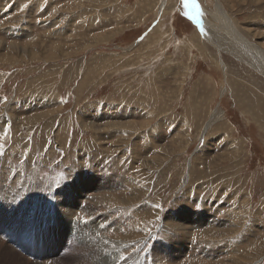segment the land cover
Returning <instances> with one entry per match:
<instances>
[{"label": "rangeland", "instance_id": "374dc122", "mask_svg": "<svg viewBox=\"0 0 264 264\" xmlns=\"http://www.w3.org/2000/svg\"><path fill=\"white\" fill-rule=\"evenodd\" d=\"M74 1L0 0V264H264L246 258L250 225L264 220V213L255 212L264 201V128L258 125L264 112L254 118L240 104L241 84L264 103V77L206 42L185 0H170L164 13L163 0H94L92 13L72 21ZM196 2L215 23L209 14L216 0ZM218 2L234 31L264 52V0ZM177 67L188 74L181 88L177 82L185 71ZM197 107L203 112L197 114ZM215 112L225 130L207 136L214 143L206 148L197 125ZM88 124L116 128L105 129L100 145ZM234 146L240 150L226 151ZM194 155L207 174L220 165L216 159L236 163L224 168L221 182L196 176L180 188ZM237 164L242 185L234 187L227 173L234 175ZM85 190L86 201L81 208L76 201L73 219L66 218L56 201L70 198L73 204ZM123 195L135 202L105 207L108 197ZM194 214L200 218L197 232L235 228L207 244L214 249L210 257L201 249L203 239L188 241L173 228ZM169 231L180 236L178 246L166 240ZM195 245L203 254H194Z\"/></svg>", "mask_w": 264, "mask_h": 264}, {"label": "bare ground", "instance_id": "6f19581e", "mask_svg": "<svg viewBox=\"0 0 264 264\" xmlns=\"http://www.w3.org/2000/svg\"><path fill=\"white\" fill-rule=\"evenodd\" d=\"M93 1L94 0H86L85 2H86V4H87V6L84 4V1L83 0H75L74 2H75V6L74 7H72V9H73V11L71 10V12H73L72 14H71V12H70V14L71 15H74L75 14V16H74V19L72 20V21H75L76 20V18H86L87 17V14H90V13H92V11H94V7H93ZM159 1V0H158ZM219 0H216V5H215V8H214V11L212 10V12L209 14L213 19H214V21H215V23H213V21H211L210 19H208L207 17H206V15H205V9L203 8V11H201L200 9V4L198 5L197 4V2H196V0H185V3L186 4H189V6H190V9H191V11H192V14H193V18H195V20L199 23V26H200V28L202 29V32H203V34L205 35V41L206 42H210L212 45H214V46H216L219 50H224V51H226L227 53H229L230 55H232L233 57H235L236 59H239V60H241V61H243V62H245L246 64H248L249 66H251L252 68L254 67L255 69H256V71L258 72V73H260L263 77H264V52H262V51H260V50H258L257 48H255L256 46H255V44L254 45H251L250 43H248L243 37H242V35H240L239 34V32H237V31H234L235 30V26H234V24L232 25V23H231V21H230V19H228L227 17H226V14L227 13H225V11H224V9H223V7L221 6L222 4H220L219 2H218ZM157 3H159V2H157ZM169 3H170V0H163L162 1V3H160L159 5H160V7H159V11H161V13H164V11L166 10V7L169 5ZM44 4H46V3H44ZM154 4V3H153ZM41 5V4H40ZM114 5V4H113ZM156 5H158V4H156ZM17 6H18V4H17ZM99 6L100 7H103L102 6V2H100L99 1ZM44 7V6H43ZM50 7V6H49ZM48 7V8H49ZM153 7V6H152ZM157 7V6H156ZM168 8V7H167ZM49 9H51V8H49ZM170 9V8H169ZM70 10V9H69ZM68 12V11H67ZM90 17H91V15H90ZM89 17V18H90ZM81 18V19H82ZM82 20H84V19H82ZM76 22H78V21H76ZM88 22H90V23H88L89 25H87V28L88 29H90L91 27H92V20H88ZM82 24V23H81ZM86 24V23H85ZM158 29V28H157ZM226 30V31H225ZM155 34H156V32H155ZM154 34V35H155ZM151 36H153V35H151ZM157 36V35H156ZM156 38V37H155ZM154 38V39H155ZM153 39V38H152ZM147 41H148V39H147ZM3 43V42H2ZM1 45V44H0ZM145 45V43H143L142 45H141V47L142 46H144ZM2 46V45H1ZM58 47V46H57ZM57 47H55V48H57ZM221 50V51H222ZM139 51V50H138ZM169 58V57H168ZM167 58V59H168ZM166 59V60H167ZM165 60V61H166ZM1 63V62H0ZM106 64V63H105ZM223 64V63H222ZM182 67V66H181ZM181 67H177V68H180L181 70H182V68ZM224 69V71H225V73H226V76L227 77H230V75L228 76V70H227V67H224L223 68ZM230 69V68H229ZM187 70V69H186ZM186 70H182L183 72L185 71V74L183 75V77L182 78H180V80L177 82V84L179 85V87L181 88V85H182V82H184V77L186 76V75H188L187 73H186ZM222 70V69H221ZM64 71V70H63ZM231 73V72H230ZM62 75V74H61ZM165 75V74H164ZM59 76V75H58ZM66 76V75H65ZM92 76V75H91ZM233 76V75H232ZM56 78V77H55ZM167 78V77H166ZM239 78V77H238ZM34 79V78H33ZM230 79H232V78H230ZM229 80V79H228ZM175 81V80H174ZM173 81V82H174ZM226 81V80H225ZM230 81V80H229ZM240 81V80H239ZM233 82V81H232ZM44 83V82H43ZM56 83V82H55ZM52 84V83H51ZM48 84H46V86H47ZM53 85V84H52ZM52 85H51V87H52ZM231 85V84H230ZM45 86V85H44ZM198 86V85H197ZM232 87H233V89H236V87H237V84H233L232 85ZM230 88V87H229ZM232 89V88H231ZM226 90V89H225ZM237 90V89H236ZM239 91V90H238ZM237 91V92H238ZM240 91H241V98H242V100H240V104L242 105V108H243V110L244 111H250V114L252 113L253 114V117L255 118L256 116V114H258V113H261V112H264V103H261L259 100H260V97H256L255 96V94H251V92L248 90V89H246L245 87H243L242 86V84H241V86H240ZM223 93V92H222ZM232 93V92H231ZM258 94V93H257ZM171 95V94H170ZM195 95H197V90H196V88L192 91V95H191V98H192V100H195L196 101V105H197V100L195 99V97H193V96H195ZM259 95V94H258ZM52 97H53V95H51ZM161 96V95H160ZM172 96V95H171ZM179 96V95H178ZM222 96V95H221ZM236 96H238V95H236ZM240 96V95H239ZM175 98V97H174ZM174 98H172V99H174ZM197 99H198V96H197ZM201 99V98H200ZM199 100V99H198ZM202 101V100H201ZM200 101V102H201ZM209 101V100H208ZM208 103V102H207ZM201 103H199V105H200ZM5 106V105H4ZM204 106V105H203ZM194 107V106H193ZM203 109V108H202ZM9 110V109H8ZM1 111V110H0ZM3 111V110H2ZM193 111V110H192ZM4 112V111H3ZM31 112V111H30ZM132 112V111H131ZM187 112V111H186ZM200 112H203V111H201V108L199 109L198 107H197V109H196V113L197 114H199ZM135 113V112H134ZM2 114V113H1ZM6 114V113H5ZM8 114H10L9 112H8ZM7 114V115H8ZM129 114V113H128ZM251 114V115H252ZM3 115V114H2ZM18 115V114H17ZM204 115V114H203ZM208 115V114H207ZM130 116V115H129ZM146 116V115H145ZM5 117V116H4ZM11 117V116H10ZM196 117V116H195ZM32 118V117H31ZM132 118V117H131ZM135 118H136V116H135ZM138 118V117H137ZM7 119V118H6ZM37 118H32V120L31 121H33V120H36ZM134 119V118H133ZM132 119V120H133ZM197 119V118H196ZM218 119V113L217 112H215L214 113V116L212 117V115H211V117L207 120V122H206V124L202 127L200 124L199 125H197V127H199V137L200 138H204V139H206V143H205V147L206 146H209V147H206V148H210V147H212V144L214 143L213 142V137H209V138H207V136H211V135H213V133L214 132H217V130L218 129H224V127H223V124L224 123H220L219 124V122L218 121H220V120H222V118H220L219 120H217ZM2 120H3V117H2ZM2 120H1V122H2ZM8 120H11V118L10 119H8ZM26 120V119H25ZM21 121V120H20ZM22 121H23V117H22ZM30 121V120H29ZM28 120H27V122H29ZM0 122V123H1ZM15 123V122H14ZM24 123V122H23ZM22 123V124H23ZM104 123V122H103ZM135 123V122H134ZM147 123H149V121L147 122ZM5 125V124H4ZM4 125H2V126H4ZM13 125V124H12ZM26 125V124H25ZM44 125H45V123H44ZM43 125V126H44ZM59 125V124H58ZM89 125V124H88ZM104 125V124H103ZM108 126H105V127H102L101 128V126H97V125H89L90 126V128H92V130H93V138H92V141L95 143H99L100 145H101V142H103V140H104V137L105 136H107L108 134H106V130L105 129H107V130H112V129H114V128H116L115 126V124H111V125H109V124H107ZM144 125V124H143ZM150 125V124H149ZM259 125V127L260 128H264V124H262V123H259L258 124ZM28 127V126H27ZM45 127H46V125H45ZM134 127V126H133ZM143 127V126H142ZM141 127V128H142ZM5 128V127H4ZM14 128V127H13ZM123 128H125V126H124V124H123ZM42 129V128H41ZM43 129H44V127H43ZM42 129V130H43ZM118 129V128H117ZM126 129V128H125ZM137 129V128H136ZM5 130V129H4ZM139 130V129H138ZM225 130V129H224ZM3 131V130H2ZM28 131V130H27ZM41 131V130H40ZM129 131V130H128ZM136 131V130H135ZM147 131V130H146ZM226 131H227V129H226ZM22 132H23V130H22ZM131 132H133V130L131 131ZM141 132V131H140ZM139 132V133H140ZM1 133V132H0ZM17 133V132H16ZM40 133V132H39ZM47 133V132H46ZM127 134V133H126ZM131 133H129V135H130ZM2 135V134H1ZM9 135H11L10 133H9ZM109 135H111V134H109ZM128 135V136H129ZM164 135V134H163ZM19 136V135H18ZM48 136V135H47ZM112 136H113V134H112ZM111 136V137H112ZM115 136V135H114ZM57 137V136H56ZM61 137V136H60ZM140 138H142V137H140ZM162 138V137H161ZM179 138V137H178ZM13 139V138H12ZM21 139V138H20ZM56 139V138H55ZM159 139V138H158ZM163 140V139H162ZM223 140H225V141H227L226 143L228 144V145H225V147H227V148H230V147H232V145L230 146L229 145V141L228 140H226V139H223ZM22 142V141H21ZM174 142L175 141H173L172 143L174 144ZM25 143V142H24ZM112 144H113V146H112V148H111V150H114V151H116V152H119V150H115L114 149V147H115V145H114V142H111ZM116 143V142H115ZM240 144V143H239ZM23 145V144H22ZM87 145H89V143L88 144H86V146ZM241 145H242V143H241ZM168 146H170V145H167V147ZM240 146V145H239ZM99 147V146H98ZM103 147V146H102ZM150 148V147H149ZM97 149H99V148H97ZM165 149V151H167V148H164ZM185 149H187V148H185ZM100 150V149H99ZM150 150V149H149ZM151 150H152V148H151ZM208 150V149H207ZM240 150V148H236V146H234L233 148H231V149H229V150H226L227 152H231V151H233V152H236V151H239ZM49 151V150H48ZM98 151V150H97ZM107 151V150H106ZM206 151V150H205ZM168 152V151H167ZM166 152V153H167ZM214 152V151H213ZM159 153V152H158ZM208 153V152H207ZM226 153V152H225ZM203 154H204V152H203ZM210 154V153H209ZM209 154H206V157H208V155ZM162 155V154H161ZM211 156H213V153L211 154ZM54 157V156H53ZM109 157V156H108ZM163 158H164V156H162ZM157 159V158H156ZM161 159V158H160ZM166 159V158H165ZM193 162L191 163V167L188 169V172H187V174H186V176H185V178H184V182L182 183V185H181V187L180 188H185V187H187V185H189L191 182H193L194 181V179H195V177L196 176H202L203 178H206V180L204 181V183H209V182H212V183H217L216 181H218V182H221V176H222V174H224L226 171V169L224 170V168H226L227 167V169H230V168H232V166L233 165H235V160H232V161H229V160H221V159H216L215 160V163H217V164H219L220 163V165H217V167L215 168V169H212V171L214 172V173H211V174H207V173H205L202 169H201V167H199V164L200 163H198L199 161H201V159L197 156V155H194L193 156ZM49 160H51V159H49ZM53 160V159H52ZM140 160V159H139ZM142 160V159H141ZM162 160V159H161ZM160 160V161H161ZM168 160V159H167ZM156 161V160H155ZM159 161V162H160ZM190 161H192V160H190ZM54 162V161H53ZM144 162H145V164L146 165H148V167H150L151 169H153V166L155 165H153V163H151L150 165H149V163H148V160H144ZM1 163V162H0ZM99 163V162H98ZM162 162H160V164H161ZM159 164V165H160ZM142 165V164H141ZM161 166V165H160ZM201 166H203L204 167V165H201ZM159 167V166H158ZM162 168V167H161ZM196 168V169H195ZM68 169V168H67ZM70 169V168H69ZM143 169V168H142ZM148 170V169H147ZM200 170V171H199ZM187 171V170H186ZM225 171V172H224ZM228 172V171H227ZM233 173H234V175H231V174H229V173H227V178L229 179V180H227L228 181V184H230V185H233L234 187H236V186H238L239 184H241L240 182H239V179H238V176H239V172H240V165L239 164H237L235 167H234V170L232 171ZM148 174H151V170L149 169V172H148ZM19 175V174H18ZM17 175V176H18ZM21 176V175H20ZM79 176V175H78ZM224 176V175H223ZM143 177V176H142ZM221 177V178H220ZM224 178H226L225 176H224ZM28 179V178H27ZM214 179H216V181H214ZM82 181V180H81ZM95 181L97 182L98 181V178L96 179L95 178ZM131 181V180H130ZM202 181V180H201ZM223 181H224V179H223ZM222 181V182H223ZM81 183V182H80ZM227 183V182H226ZM111 185L112 186H114V187H116V188H118L119 187V183L118 182H115V183H111ZM242 185V184H241ZM90 186V185H89ZM103 186V185H102ZM241 187V186H240ZM224 188V187H223ZM102 189V188H101ZM225 189V188H224ZM87 191L88 190H85L84 192H79V195H78V198H77V200L75 199V201L73 202V204H70V202H68L69 201V199L70 198H68V199H66L65 201L64 200H61L60 202H58V201H56L57 203H59V204H61V207H62V212L64 213V215H66V218L67 217H69V219L71 218V219H73V217H74V213H75V210L73 209V206L74 205H76V201L78 202V204H79V206H80V208H81V205H82V203H84L85 201H86V199H85V197H86V194H87ZM199 191V190H198ZM224 191V190H223ZM139 192V191H138ZM135 194H137V192H135V193H133V195L135 196ZM67 196H69L68 194H67ZM124 196V195H123ZM7 197V196H6ZM70 197V196H69ZM125 197V196H124ZM117 198V197H108L109 199H107V200H105L106 202H108V205H105V207H107L109 210H113V209H118L119 207H120V209H122L121 207V205H125V204H129V203H133V202H135V200H133L132 198H130L129 197V199L128 198ZM142 197V196H141ZM188 198V200L190 199V197H187ZM232 198V197H231ZM97 200V199H96ZM141 200H144V198L142 199L141 198ZM148 200V199H147ZM187 200V201H188ZM145 201V200H144ZM210 201V200H209ZM3 202V201H2ZM6 202V201H5ZM99 201H96V203H98ZM139 202V201H138ZM142 202V201H141ZM141 202H139V203H141ZM203 202V201H202ZM210 202H212L211 204H210V206L212 205V204H214L213 203V201H210ZM217 203H219V200L217 199V201H216ZM227 202V201H226ZM229 202V201H228ZM136 203H137V201H136ZM195 204V203H194ZM206 205H207V207L209 206V203H207V204H205V207H206ZM59 206V205H58ZM84 206V205H83ZM128 206H130V205H128ZM133 206H135V205H133ZM137 206V205H136ZM115 207H118V208H115ZM127 207V206H126ZM132 207V206H131ZM186 207V206H185ZM77 209V208H76ZM83 209V208H82ZM94 209V208H93ZM219 209H221V208H219ZM140 210H142V209H140ZM184 210H186V209H184ZM208 210V209H207ZM115 211V210H114ZM114 211H112V213L114 212ZM217 211V210H216ZM5 212V211H4ZM16 212H17V210H16ZM117 212V211H116ZM154 212V211H153ZM153 212H151V213H153ZM160 212V211H159ZM211 212V211H210ZM220 212V211H219ZM256 215L258 216H262V213H264V201L262 202V204L259 206V208H258V210L256 209ZM91 213V212H90ZM105 213V212H104ZM190 213V212H189ZM197 213V212H196ZM205 213V212H204ZM213 213V212H212ZM184 214V213H183ZM210 214V213H209ZM113 215V214H112ZM205 214H203V216H204ZM54 216H56V215H54ZM106 216V215H105ZM149 216V215H148ZM194 216L195 217H190L189 216V218H188V224H186V223H182L181 224V226H178V227H173V226H171V227H173L175 230H179V231H181L182 232V234H183V236H184V238H186L188 241H192L191 240V236H194L195 235V237L196 238H198V240H200V242H201V239H203V244H202V242H201V244H202V247H201V249L203 250V253H206V255L208 256V257H210V255H211V252H213L214 251V249L213 248H211V249H207L206 247H207V244H210V245H212V242H217V240H214V239H218V240H220V238H222L223 236H226V235H230V234H232L233 233V230H235V228H233L232 226V230H229V231H226V232H223L221 229H217V230H219V231H215L214 232V226H213V228L214 229H211L209 232H210V234L208 233V231L207 232H205V231H200V232H197V230H199V227H201V224H200V218H199V215L196 217V214H194ZM206 216V215H205ZM208 216L209 215H207V218H208ZM212 217V216H211ZM107 218H108V216H107ZM115 218V217H114ZM214 218V217H213ZM262 218V217H261ZM9 219V218H8ZM62 219V218H61ZM64 219H65V217H64ZM99 219V218H98ZM155 219V218H154ZM159 219V218H158ZM209 219V218H208ZM259 219V218H258ZM114 220V219H113ZM160 220V219H159ZM112 221V220H111ZM148 221H149V219H148ZM157 221V220H156ZM216 221V220H215ZM248 221V220H247ZM74 222V221H73ZM97 222V221H96ZM108 222H110V221H108ZM108 222L106 223V222H102V221H100L99 222V224L102 226V227H105V228H107V227H110L109 226V224H108ZM117 222V221H116ZM115 222V223H116ZM150 223L152 222V221H149ZM112 223V222H111ZM115 223H114V225H115ZM121 223V222H120ZM245 223V222H244ZM79 224V223H78ZM147 224V223H146ZM211 224V223H210ZM80 225V224H79ZM141 225V224H140ZM190 225V226H189ZM208 226H209V224H207ZM220 225V224H219ZM112 226H113V224H112ZM119 226V225H118ZM146 226V225H145ZM164 226V225H163ZM251 227H250V242H251V244H250V246H251V255H247V253H246V258H247V260L249 259V256L252 258V261L251 262H253V263H257V262H259V260H261V259H264V220H259V222H256L255 220L253 221V223L250 225ZM96 227H97V225H96ZM136 227V226H135ZM137 227H138V225H137ZM143 227H144V225H143ZM168 227H170L169 225H168ZM170 227V228H171ZM157 228V227H156ZM159 228V227H158ZM164 228V227H163ZM117 229V228H116ZM120 229V228H119ZM118 229V230H119ZM172 229V228H171ZM204 229V228H203ZM243 229V228H242ZM70 230V229H69ZM104 230V229H103ZM124 230V229H123ZM131 230V229H130ZM129 230V231H130ZM137 230H138V228H137ZM146 229H144V231H145ZM148 230V229H147ZM151 230V229H150ZM157 230H160V229H157ZM169 230V229H168ZM205 230V229H204ZM237 230V229H236ZM120 231V230H119ZM132 231V230H131ZM142 232H143V229L141 230ZM195 231V233L193 234V232ZM133 232V231H132ZM149 232V231H148ZM154 232V231H153ZM158 232V231H157ZM162 232H164V230L162 231ZM166 232V231H165ZM205 232V233H204ZM104 233V232H103ZM131 233V232H130ZM145 233V232H144ZM150 233V232H149ZM158 233H160V232H158ZM155 234V233H154ZM139 235V234H138ZM146 235H148V234H146ZM160 235L162 236V234L160 233ZM123 236V235H122ZM125 236V235H124ZM129 236V235H128ZM164 236V235H163ZM166 236H168V237H166V240L167 241H173L174 243H176L177 244V246L179 245V243H180V236L178 237L177 235H175V234H173L172 232H170L169 231V234L168 235H166ZM121 237V236H120ZM138 237V236H137ZM141 237H142V235H141ZM207 237H209V238H207ZM14 238V237H13ZM102 238H104V237H102ZM140 237H138V239H139ZM226 238V237H225ZM122 238H120V240H121ZM128 239H130V238H128ZM142 239V238H141ZM230 239V238H229ZM115 240V239H114ZM120 240H118V237H117V241H119V242H121ZM132 240V239H131ZM150 240V239H149ZM197 240V239H196ZM233 240V239H232ZM244 240V239H243ZM100 241V240H99ZM113 241V240H112ZM133 241H134V239H133ZM151 241V240H150ZM163 241V240H162ZM90 242H91V240H90ZM145 242V241H144ZM185 242V241H184ZM95 243V242H94ZM139 243V242H138ZM170 243V242H169ZM107 244H108V242H107ZM132 244V243H131ZM188 244V243H187ZM192 244V243H191ZM197 244V243H196ZM200 244V243H199ZM222 244V243H221ZM0 245L1 246H4V243H0ZM103 245V244H102ZM129 245V244H128ZM198 245V244H197ZM197 245H195L194 247H193V249L194 250H192V251H194V254L195 253H199V255H200V253H202L201 251L202 250H199L198 249V247H196ZM214 245V244H213ZM219 245V244H218ZM94 246H96V245H94ZM216 246V245H215ZM230 246V245H229ZM229 246H227V247H229ZM82 247V246H81ZM116 247V246H115ZM125 247V246H124ZM127 247V246H126ZM186 248V247H185ZM206 248V249H205ZM231 248V247H230ZM241 248V247H240ZM239 248V249H240ZM80 249V248H79ZM102 249V248H101ZM109 249V248H108ZM107 249V250H108ZM179 249H182V247L181 246H179ZM178 249V250H179ZM250 249V248H249ZM88 250V249H87ZM186 250V249H185ZM231 250V249H230ZM236 250H237V248H236ZM91 252L93 251V249L92 250H90ZM95 251V250H94ZM103 251H105V250H103ZM110 251V250H109ZM153 251H155V250H153ZM170 251V250H169ZM233 251H234V249H233ZM89 253V252H88ZM98 253V252H97ZM99 253H101V251L99 252ZM99 253H98V255H99ZM151 253V252H150ZM157 253V252H156ZM202 253V254H203ZM86 254V253H85ZM108 254V253H107ZM192 254V253H191ZM20 255V254H19ZM95 255V254H94ZM103 255H104V253H103ZM205 255V256H206ZM160 256V255H159ZM179 256H182V255H179ZM193 256V255H192ZM202 256V255H201ZM204 256V255H203ZM218 256H219V254H218ZM153 257V256H152ZM214 257V256H213ZM140 258V257H139ZM174 258V257H173ZM185 258V257H184ZM235 258H237V257H235ZM250 258V259H251ZM24 259V258H23ZM26 259V258H25ZM84 259V258H83ZM110 259V258H109ZM156 259V258H155ZM165 259V258H164ZM176 259V258H175ZM190 259V258H189ZM234 259V258H233ZM238 259V258H237ZM94 260V259H93ZM105 260V259H104ZM138 260V259H137ZM166 260V259H165ZM177 260V259H176ZM208 260V259H207ZM206 260V261H207ZM29 261V260H28ZM95 261V260H94ZM94 261H93V263H94ZM153 261V260H152ZM109 262V261H108ZM114 262V261H113ZM129 262V261H128ZM155 262V261H154ZM170 262V261H169ZM246 262V261H245ZM91 263V262H90ZM102 262H100V264H101ZM111 263V262H110ZM163 263V262H162ZM175 263V262H174ZM213 263V262H212ZM234 263V262H233ZM243 263V262H242ZM108 264V263H107ZM157 264H159V263H157ZM170 264V263H169Z\"/></svg>", "mask_w": 264, "mask_h": 264}]
</instances>
